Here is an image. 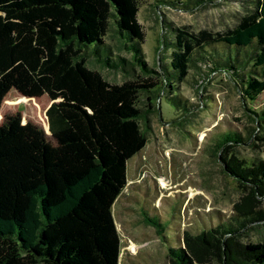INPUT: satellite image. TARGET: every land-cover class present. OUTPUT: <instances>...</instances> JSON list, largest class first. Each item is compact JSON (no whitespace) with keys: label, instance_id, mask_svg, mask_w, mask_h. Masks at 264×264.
<instances>
[{"label":"trees","instance_id":"obj_1","mask_svg":"<svg viewBox=\"0 0 264 264\" xmlns=\"http://www.w3.org/2000/svg\"><path fill=\"white\" fill-rule=\"evenodd\" d=\"M208 1L153 0V7L158 13L160 7L188 10ZM238 1L245 12L223 32L173 26L159 15L158 58L152 66L142 49L141 0H0V106L11 90L22 98L47 96L48 130L60 147L75 142L94 160L86 165L79 159L75 168L62 171L59 189L52 177L46 178L49 190L43 184L27 186L20 168H6L18 157L12 144L19 125L15 116L5 117L0 123V264H121L114 205L120 196L131 199L124 191L128 162L145 147L149 116L158 114L162 100L182 118L195 105L181 96L179 84L203 89L216 75L237 89L243 103L264 93V0ZM90 62L125 79L110 81ZM248 117L255 126L244 135L225 130L215 154L226 144L252 145L253 136L264 141V107ZM220 161L250 195L264 196L263 160L234 151L228 163ZM235 211L227 218L214 211L209 228L184 231L176 246L159 216L144 210L141 220L168 243L169 264H264V240L240 241L245 229L264 220V208L237 204Z\"/></svg>","mask_w":264,"mask_h":264},{"label":"rangeland","instance_id":"obj_2","mask_svg":"<svg viewBox=\"0 0 264 264\" xmlns=\"http://www.w3.org/2000/svg\"><path fill=\"white\" fill-rule=\"evenodd\" d=\"M241 5L238 0H209L188 10L160 7L158 13L153 0H141L138 18L146 32L142 45L146 60L155 66L158 58L160 16L173 26L223 32L232 28L245 12ZM90 66L110 81L125 79L119 71L101 68L93 62ZM189 83L179 84L178 90L184 99L195 105L192 111L181 118L163 99L158 114L149 116L145 147L128 162V185L124 191L131 199L120 196L113 210L123 247L121 264H169L168 243L155 233L154 227L142 222L144 210L159 216L157 219L165 226V234L171 237L169 243L176 246L177 237L181 241L184 231L197 233L209 228L215 220L214 211L221 218H227L236 212L237 204L256 210L264 208V196L250 195L248 189L223 171L220 161L228 163L234 151L241 157L264 161V141L253 136L252 145L226 144L214 153L217 138L228 128L244 135L255 126L248 116L251 110L257 112L264 107V93L254 102L243 103L237 89L220 75L204 82L203 89ZM49 104L45 95L28 99L11 90L0 106V123L6 116L13 115L19 125L12 144L18 157L6 168H20L27 186L43 184L47 190V177L56 180L59 189L61 180H57L62 171L75 168L79 159L86 165L94 162L75 142L66 141L60 147L58 138L48 130L45 110ZM144 179L147 184L142 183ZM132 183L141 184L135 189ZM263 240L264 220L254 228L245 229L240 237L243 243Z\"/></svg>","mask_w":264,"mask_h":264},{"label":"crops","instance_id":"obj_3","mask_svg":"<svg viewBox=\"0 0 264 264\" xmlns=\"http://www.w3.org/2000/svg\"><path fill=\"white\" fill-rule=\"evenodd\" d=\"M128 181V180H127ZM132 184H135V183H132ZM128 185V184H127ZM117 226V225H116Z\"/></svg>","mask_w":264,"mask_h":264}]
</instances>
